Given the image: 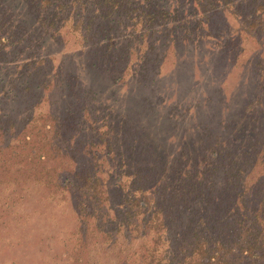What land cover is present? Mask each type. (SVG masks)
<instances>
[{"label": "trees", "instance_id": "obj_1", "mask_svg": "<svg viewBox=\"0 0 264 264\" xmlns=\"http://www.w3.org/2000/svg\"><path fill=\"white\" fill-rule=\"evenodd\" d=\"M25 1L44 34L69 25L73 31H80L79 37L85 42L92 41L97 50L91 54L97 60L104 56L107 63L116 66V74H111L116 80L128 65L127 48L135 44L141 64L134 72L144 76L145 66L157 67L146 55L148 47L143 50L156 25L171 21L170 30L178 28L190 37L196 27L189 26V18L178 6L167 7L163 3L166 0ZM197 1L202 16L211 8L235 6L234 0ZM259 5L264 7V1ZM257 15L253 13V21L264 17ZM9 20V14L0 12V59L5 55L3 47L17 45L15 40L21 38L30 41L34 54L41 37L26 38L22 28L11 26ZM122 33L123 46L117 47L114 39ZM97 36L107 41L100 44ZM260 67L264 82V66ZM40 70L31 73L40 74ZM45 83L44 79L42 85ZM15 86L11 81V90ZM93 93H77L79 107L70 108L60 120L32 110L27 120L38 122V136L43 137L24 135L29 145L27 157L38 159L45 173L48 156L59 158V165L75 164L65 173L62 187L72 189L76 196L82 244L98 237L104 248H110L108 255H122L123 264H264L262 95L248 101L233 119L220 122L221 129L198 123L197 136L187 148L188 136L182 135L174 145L166 143L153 135L156 132L139 127L131 116L113 115L109 106L106 109L114 121H106V116L92 110L89 120L90 110L83 107L81 99L92 103ZM172 108L176 111L177 106ZM48 116L53 123H48ZM240 118L250 122L242 126ZM11 121L0 120L1 134L9 133ZM86 130L90 137L83 138ZM180 140L183 147L178 144ZM105 164L111 170L107 178Z\"/></svg>", "mask_w": 264, "mask_h": 264}, {"label": "rangeland", "instance_id": "obj_2", "mask_svg": "<svg viewBox=\"0 0 264 264\" xmlns=\"http://www.w3.org/2000/svg\"><path fill=\"white\" fill-rule=\"evenodd\" d=\"M263 1L234 0V7L211 8L204 16L197 0L163 1L171 9L178 6L189 18V26H196L192 37L178 28L170 30L171 21L156 25L143 50L148 47L146 55L157 67L145 66L144 76L136 74L134 68L141 64L137 44L125 47L128 65L116 80L111 75L116 74V66L104 56L98 63L91 54L97 46L79 37L80 31L67 25L44 34L25 0H0V12L9 14L11 26L19 25L28 39L41 37L34 54L30 41L21 38L15 40L17 45L6 44L0 59V120L13 123L8 134H1L0 127V264H123L122 255H108L110 248H104L98 237L82 244L76 196L72 189L62 187L65 173L75 164L59 165V158L48 156L45 173L38 159L27 157L24 135L43 137L38 136V122L27 120L30 113L47 112L60 120L70 108L79 107L77 93L92 90V103L81 99L90 110L89 120L93 112L114 121L108 115L109 106L113 115L131 116L139 127L156 132L153 135L166 143L188 136L185 146L189 148L198 123L218 130L220 122L242 113L248 101L258 95L264 101L260 67L264 66V17L255 21L251 17L253 13L264 16V7L259 5ZM129 31L130 27L125 32ZM97 40L101 44L107 38L97 36ZM123 40V33L116 35L117 47L123 46ZM33 70L41 73L34 75ZM11 81L16 85L12 90ZM47 118L48 123L54 122ZM240 119L242 126L250 122ZM86 137H90L89 130ZM178 144L183 147L181 140ZM105 166L107 178L111 170Z\"/></svg>", "mask_w": 264, "mask_h": 264}]
</instances>
